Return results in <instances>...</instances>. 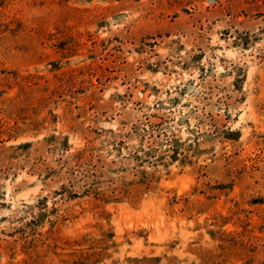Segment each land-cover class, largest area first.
<instances>
[{"label": "rangeland", "instance_id": "obj_1", "mask_svg": "<svg viewBox=\"0 0 264 264\" xmlns=\"http://www.w3.org/2000/svg\"><path fill=\"white\" fill-rule=\"evenodd\" d=\"M0 264H264V0H0Z\"/></svg>", "mask_w": 264, "mask_h": 264}]
</instances>
